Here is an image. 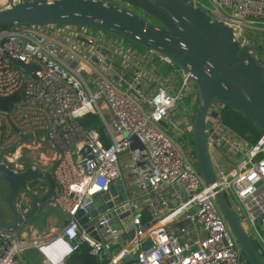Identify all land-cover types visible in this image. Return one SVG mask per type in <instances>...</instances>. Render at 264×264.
Instances as JSON below:
<instances>
[{
  "label": "built area",
  "instance_id": "obj_1",
  "mask_svg": "<svg viewBox=\"0 0 264 264\" xmlns=\"http://www.w3.org/2000/svg\"><path fill=\"white\" fill-rule=\"evenodd\" d=\"M23 1L27 0H0V8ZM188 1L228 24L240 42H251L246 28L264 30V0H209L211 5ZM57 26L0 27V96L17 95L10 107H0V162L14 171L28 166L47 171L50 166L55 190L47 202L67 215L65 223L46 238L21 235L18 227L23 223L6 229L0 222V264H18L17 256L29 247L39 254L37 264H65V256L82 241L97 255L106 243L86 233L75 215L79 210L87 213L93 195L107 191L122 177L125 153L136 177L135 186L148 199L150 217L142 220L139 205L126 196L128 190L118 205L106 209L107 214H117L119 208L130 210L134 228L132 240L115 260L138 249L139 264H249L216 201L215 187L237 210L244 230L258 241L256 248L263 257L264 131L254 142L243 143L221 124L224 103L212 101L206 115L208 144L221 147L232 157L239 150L240 154L229 169L215 168L217 178L208 184L195 156L182 149L160 123L190 87L191 73L180 70V88L157 84L147 95L140 68L120 53L121 63L127 60L136 66L134 77L121 88L99 64L60 43L51 31ZM70 27L75 38L91 31L86 26ZM256 44L262 45V57L258 51L257 56L264 61V43L257 39ZM101 45L99 38L93 51ZM17 59L33 63L35 68L25 70ZM143 97L147 108L141 102ZM87 112L99 116L108 144L95 127L81 124L79 117ZM39 185L40 190L48 188L41 180ZM26 188H31V180L25 182ZM24 190L15 199L16 207L25 205ZM145 242L148 244L143 246Z\"/></svg>",
  "mask_w": 264,
  "mask_h": 264
},
{
  "label": "water",
  "instance_id": "obj_2",
  "mask_svg": "<svg viewBox=\"0 0 264 264\" xmlns=\"http://www.w3.org/2000/svg\"><path fill=\"white\" fill-rule=\"evenodd\" d=\"M13 24L90 28V33L81 32L77 36L78 43L86 44L83 56L100 64L101 70L124 87L127 86L126 80L134 77L136 66L124 65L120 57H109V49L106 48L105 52L102 45L101 49L93 51L92 45L100 38L99 32H108L153 49L169 57L180 69L190 72L188 84L197 90L190 134L198 170L208 184L217 178L206 128V115L212 101L223 102L264 131V61L257 56V46L249 41L240 42L228 24L188 0H27L0 8V27ZM16 62L25 70L35 68L33 63H24L20 59ZM152 86L144 90V94ZM160 123L169 131L165 120ZM239 154L240 150L233 158ZM0 178L7 182V189L0 191V196L12 214L11 219L6 220L0 211V222L6 229L31 220L39 205L46 203L55 190L50 172L30 166L14 171L1 161ZM27 180H31L30 189H25ZM40 180H45L48 185L43 193L39 191ZM22 189H25L24 204L25 198L29 199V208L24 213L15 206V199ZM127 190L125 181L117 178L107 191L93 195V200L87 205V213L79 210L75 215L86 233L106 243L97 254L99 264H139L138 249L114 259L134 236L130 210L119 208L117 214L113 211L106 213L107 208L121 202ZM214 190L216 201L248 263L264 264V258L244 230L237 210L219 187ZM105 218L108 219L104 221ZM147 244L145 242L143 246Z\"/></svg>",
  "mask_w": 264,
  "mask_h": 264
},
{
  "label": "crops",
  "instance_id": "obj_3",
  "mask_svg": "<svg viewBox=\"0 0 264 264\" xmlns=\"http://www.w3.org/2000/svg\"><path fill=\"white\" fill-rule=\"evenodd\" d=\"M51 31L53 35L58 37L57 40L60 43L66 45L68 48H75L81 54H84L85 52L84 46H86V44L81 45V43H78L77 38L73 37L74 34L70 26L60 25L57 26V29L52 28ZM98 34L100 35V42L102 43V46L105 47L104 48L105 52H106V48L109 49L108 51L109 57L117 59V57H119V54L122 53L126 58L127 57L129 58L130 62L136 63L138 65V67L140 68L139 73L143 76L141 83L144 86L145 91L152 84L153 86L151 90H153L157 84H162L167 89H171V90L180 88L181 69L177 67L175 64H171L164 61L157 51L135 44L133 42L127 43L126 39L119 38L108 32H99ZM253 44L258 47L256 43ZM88 47L90 48L91 45H89ZM124 61L125 63H127V64L124 63V65L127 66L131 65L129 61L126 62L127 60H123L122 62ZM178 82L180 83L178 84ZM194 89H195L194 87L190 86L183 92L182 95L184 96L186 95V93L188 94L190 91ZM148 93L150 94V91ZM141 102L143 103L144 107L147 108L145 97L141 98ZM188 108H190V105L188 106L187 104H185L181 108L182 111L181 110L180 111L185 113L188 110ZM172 110H170V113L165 118V122L168 125L169 133L174 134L177 132V130H180V132L182 130H190L193 118L187 122L182 118V116L173 115ZM242 141L243 143L251 142V140H248L246 138H242ZM191 150L192 148L188 151L190 152ZM209 151L216 169L217 167H221L223 169H229L233 165V163H231V160L232 159L234 160V158L232 157V155H230V153L226 152V150L221 149V147L209 145ZM191 154L194 155L192 151ZM122 159L124 160L123 162L124 165H123L121 178L125 181L128 191H130L126 196H130L131 198L135 199L136 204L139 205L140 207L139 212L141 213V215L148 218L150 217L149 208L146 207V201L148 199L147 197L142 196L140 190L136 188L135 186L136 181L134 182L133 185V181L131 178L132 176L131 172L133 170H132V166L129 165L127 162L128 157L126 153L125 155H122ZM141 167L142 169H146L144 162L141 163ZM41 182L43 184L47 183L45 180H41ZM42 189L39 190L40 193L45 192ZM21 191H23V189ZM16 208L20 213H23L29 208V205L25 204V205H21V207H16ZM8 216L9 217H7L6 220L11 219L12 217L11 211ZM66 218L67 215L65 211H63L58 207L52 206L48 204V202H46L39 205V208L37 209V212L34 215V217H32L31 220L24 222L22 225L18 227V229L21 235L23 236H27V237L38 236L41 238H46L49 235H51L55 230H57L59 227H61L65 223ZM17 261L18 264H37L39 262V254L34 247H29L23 250L17 256Z\"/></svg>",
  "mask_w": 264,
  "mask_h": 264
},
{
  "label": "rangeland",
  "instance_id": "obj_4",
  "mask_svg": "<svg viewBox=\"0 0 264 264\" xmlns=\"http://www.w3.org/2000/svg\"><path fill=\"white\" fill-rule=\"evenodd\" d=\"M202 2L211 5V2L209 0H201ZM260 20V18H258ZM260 23V22H259ZM245 35L246 37L253 43H256L257 39H261L262 43H264V30L263 29H251V28H246L245 29ZM127 43H131L130 40L126 39ZM262 51V45L259 46L258 45V56L262 57L261 52ZM181 77V74H180ZM181 80V78H180ZM180 82H178L179 84ZM119 84V83H118ZM119 87L122 88V86L119 84ZM193 87V86H192ZM149 93H147L148 95ZM196 102H197V90L196 88L192 91H190L188 94L186 95H182L181 96V100L179 99L176 102V105L171 109L172 110V114L176 115V116H182V118L185 121H189L193 118L194 116V111H195V107H196ZM187 104L188 106L190 105V108H188V110L184 113L181 112V108ZM181 110V111H180ZM220 117H221V124H224L226 126H228V128L230 129V131L235 133V137L237 139H242L245 138V134H247L248 132H250L249 130L252 129L255 132H259L257 129H255L252 125V123L245 118L244 116H242L241 114H239L238 112L233 111L232 109L228 108L226 105L221 107L220 109ZM171 136H173V138L177 141L178 145L184 149L185 151H188L189 148H192V152L194 153V147L191 146L192 145V141L190 139V135L188 133V130H182L180 132V130H177L176 133L174 134H170ZM26 162L30 161V159L26 158L24 159ZM235 161L232 159L231 163H234ZM47 167V166H46ZM50 166L47 167V171H49ZM131 178L133 181V185L135 182V175L133 172H131ZM0 188L2 191H4V189H7V185L6 184H0ZM0 210L2 212L3 217L6 219L7 217H9V213L10 210L5 202V200H3V198L0 197ZM251 240L253 241L254 245L259 247L258 241L252 236L249 235ZM263 257H264V252H263Z\"/></svg>",
  "mask_w": 264,
  "mask_h": 264
},
{
  "label": "trees",
  "instance_id": "obj_5",
  "mask_svg": "<svg viewBox=\"0 0 264 264\" xmlns=\"http://www.w3.org/2000/svg\"><path fill=\"white\" fill-rule=\"evenodd\" d=\"M132 8H134V7H132ZM134 9H136V8H134ZM5 26H8V25H4L2 27H5ZM16 97H17L16 94H10L8 96H0V107H6V108L10 107L12 105V103L16 100ZM233 111H235V110H233ZM235 112H238V111H235ZM238 113L241 114L242 116H244L242 113H240V112H238ZM244 117L247 118L246 116H244ZM79 120H80L81 124L84 126V128L95 127L101 133L105 144L109 143V139L106 137L102 122L96 113L87 112V113L83 114L82 116H80ZM250 122L252 123L253 127L255 129H257L259 132H255L254 130L250 129L249 130L250 132L245 134V138L248 140H251V142H254L256 140V138L258 137L261 130L256 128L252 121H250ZM188 133H189L190 139H191L190 130H188ZM191 141H192V139H191ZM141 217H142L143 221L147 219V217H144L143 215H141ZM64 261H65V264H99V260L97 258V255L92 254L89 251V245L85 241L80 242V245L78 248H76L75 250H73L72 252L67 254L65 256Z\"/></svg>",
  "mask_w": 264,
  "mask_h": 264
},
{
  "label": "flooded vegetation",
  "instance_id": "obj_6",
  "mask_svg": "<svg viewBox=\"0 0 264 264\" xmlns=\"http://www.w3.org/2000/svg\"><path fill=\"white\" fill-rule=\"evenodd\" d=\"M0 184L2 185V184H6L7 185V182L4 180V179H2V178H0ZM6 189H4V191H5ZM0 191H2L1 190V188H0ZM18 195V194H17ZM1 197V196H0ZM2 198V197H1Z\"/></svg>",
  "mask_w": 264,
  "mask_h": 264
}]
</instances>
